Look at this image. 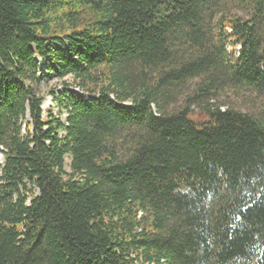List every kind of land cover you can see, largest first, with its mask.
<instances>
[{
	"label": "trees",
	"instance_id": "trees-1",
	"mask_svg": "<svg viewBox=\"0 0 264 264\" xmlns=\"http://www.w3.org/2000/svg\"><path fill=\"white\" fill-rule=\"evenodd\" d=\"M0 154V264H264V0H0Z\"/></svg>",
	"mask_w": 264,
	"mask_h": 264
},
{
	"label": "rangeland",
	"instance_id": "rangeland-1",
	"mask_svg": "<svg viewBox=\"0 0 264 264\" xmlns=\"http://www.w3.org/2000/svg\"><path fill=\"white\" fill-rule=\"evenodd\" d=\"M41 72L43 75H40L41 80V96L43 98V116L46 118L50 111L56 116L61 118L63 121H66L67 115L65 112L60 110L59 105L55 102V99H59V97L68 94L75 93L78 96H83V94L72 84V80L70 78H66L63 80L52 78L47 80L45 78L46 66L43 64L41 66ZM52 77V74H50ZM67 83V84H66ZM3 156L0 154V165L3 164ZM67 171H70V157L66 158Z\"/></svg>",
	"mask_w": 264,
	"mask_h": 264
}]
</instances>
